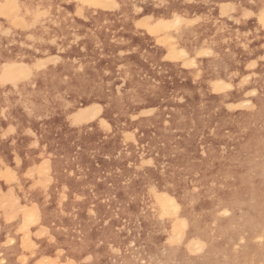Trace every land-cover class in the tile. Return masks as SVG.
<instances>
[{
    "label": "rangeland",
    "instance_id": "1",
    "mask_svg": "<svg viewBox=\"0 0 264 264\" xmlns=\"http://www.w3.org/2000/svg\"><path fill=\"white\" fill-rule=\"evenodd\" d=\"M2 1L0 0V9L2 7L1 10H4L0 11V32L10 30L11 34L0 35V79L5 81L0 83V103L5 99L1 98L6 91L13 89L15 84L12 83H20L27 75L23 78L24 74L18 73L17 76L12 67L13 79L12 82L9 81L12 75L5 77L4 61L10 58L20 59L22 45L31 42L28 38L31 35L27 32L26 37L20 39L18 49L13 48L12 38L19 35L14 22L18 19V12L15 13L14 10L6 16L11 6L9 10L6 9L9 4L1 3ZM30 4L49 6V15L41 17L37 23H33L36 9L27 8V21L35 31L42 30L44 22L52 25L58 19L57 21L67 24L68 30V34L58 32L59 36L68 35L73 42L80 40L84 34H88L89 38L93 37L89 46L82 48L80 45L74 50L78 51L77 55L82 51L93 53L88 56L91 60L87 67L93 69L89 72L97 80L89 89L98 88L96 84H99L104 98L114 99L116 109L122 107L126 114L114 115L115 120L112 121L111 117L99 113L95 115L94 108L98 106L88 107L86 114L92 115L86 116V119L85 115L78 114L74 109L67 113L70 106L67 104L75 92L81 91V87H70V79H66V73H60L61 77L54 84L43 87L48 92V98L32 96L36 108L29 107V118L22 119L23 122H32L28 127L25 125L19 131L15 130L4 136L3 133L13 126L8 125V111L7 119L0 117V137H3L0 139V161L3 162H0V175L9 168L17 178L8 181L6 176H0V259L5 264H35L40 259L47 260L50 264H69V261L72 264H83L89 256L92 259L88 264H257L264 261V126L260 125V122L264 125V109L262 120L257 115H248L252 99L258 96L253 91V95L241 93L251 79L250 68L246 69L248 63L243 62L241 68H236L239 76L233 74L236 69L229 65L224 73L231 85L226 90L198 95L200 103L207 100L215 102L210 109L204 110L205 114L212 112V115H203L202 111L198 115H192L183 90L194 85L191 84L192 81H186L191 80L186 75L196 73L197 66L176 67L174 75L171 74L170 63L158 55L157 47L151 43L147 26L137 27V7L127 13L132 15V20L128 22H134L130 29L133 41L126 44L113 38L107 39L111 44V51L104 56V40L98 42L97 37L117 25L110 17L121 21L122 15L119 12H114L109 7H88L82 0H32ZM78 6L79 15L76 13ZM171 32L175 33L176 30ZM18 40L15 39L17 42ZM54 40L56 38L52 35V41ZM260 48L259 56L253 60L263 66L264 50L260 54ZM224 52L229 55L228 49ZM54 57L44 60L42 54L38 53L31 57V63L54 60L39 68L43 70L59 60L57 55ZM100 58L105 62L100 63ZM76 59L73 54L70 66L77 72L81 63ZM197 59L199 63L202 60L209 61L212 56H199ZM217 68L218 66H213V72ZM127 76L142 85L141 89H136V93L147 101L146 110L151 109V113H142L140 106L135 108L140 105L137 102L132 106L135 109H131L127 102L121 103L115 97L124 89ZM243 78V85H240ZM75 80L77 84V77ZM36 87L32 82L27 84L28 91H34ZM236 93L241 96V101L246 98L250 101L244 103V107H240L236 114L245 119L246 125L251 129L245 132L244 138L235 141L236 145L224 147L216 144L218 148L210 152L205 143L206 138L218 137V133L213 134L216 126L225 125L234 116L229 115L227 106L223 107L226 103L217 101L233 99ZM5 109L7 108L0 107V111ZM19 109L22 111L18 115H26L21 106ZM176 113L199 125V128L193 143L181 144L183 147L175 145L171 152L166 147V142L163 144L158 141V136L172 124V117ZM43 120L45 122H41V127L44 129H39L37 124ZM71 121H74V125ZM99 122L108 126H99L102 125ZM37 127L39 130L35 131ZM29 131L31 135L27 134ZM222 133H225L224 129ZM127 134L132 135L135 143L131 139L123 140ZM167 134L170 138L171 133ZM253 136L249 154L241 158L245 141ZM32 143L37 147H32ZM13 157H18L19 164ZM148 159L152 160L151 165H147L150 164L146 163L150 161ZM217 160L224 162L223 167L227 171L217 166ZM45 161L51 166V175L48 174ZM41 162L45 163L44 169L40 168L43 172L46 170L45 175H40L42 171L39 173L40 170H37ZM27 170H31L28 171L29 174H33L24 177L25 174L28 176ZM43 178V184H40L39 180L42 181ZM152 186L176 190L183 208L192 217L186 235H195L200 241L195 240L199 245L190 240L183 242V227L178 223L174 225L173 217L159 216ZM59 194H62L61 198L65 197L64 200L58 201ZM2 200L6 201L3 203ZM81 201L85 203H80ZM43 206L45 210L42 209ZM21 208L27 212L33 208L39 209V215L41 213L43 216L41 221L25 222ZM221 210L223 214H220ZM44 212H49L46 213L49 219L47 221L44 219ZM22 223L24 226L21 228ZM19 227L26 230L20 231ZM178 227L176 237H170V233L173 236ZM172 228L174 231H171ZM23 232L27 234L28 239L25 240L27 243L29 240V245L23 242ZM9 241L14 243L9 244Z\"/></svg>",
    "mask_w": 264,
    "mask_h": 264
},
{
    "label": "bare ground",
    "instance_id": "2",
    "mask_svg": "<svg viewBox=\"0 0 264 264\" xmlns=\"http://www.w3.org/2000/svg\"><path fill=\"white\" fill-rule=\"evenodd\" d=\"M45 1L47 0H43V2ZM4 2H7L9 4V5L7 4L8 5L7 8L5 7L6 9L10 8L11 6L10 11H8L9 10L8 9L7 10L8 12L7 11H6L7 13L5 12L6 16H8L9 12H10L9 14H11V12H13L14 10H15L14 11L15 13L18 12V16L16 17L18 19L17 21H14V22L16 23L15 25H16V28L19 34L18 37H16V35L15 37L18 38L19 40L17 42L15 41L16 38L14 37L12 38V40H14L13 48H15L16 50L18 49L20 39H23L24 37H26L27 32H29L32 37V39H30L31 42L26 45H23V47L20 49L22 51L20 52L22 53L20 59L16 60L13 58L14 60H12V58H10L8 61H4L5 63H3L4 65L3 72L5 71L4 72L5 77L9 78L12 75L9 81L13 79L12 67H14V72L16 73L17 76H18V73H22L24 74L23 75V78H24V76L27 74L26 75L27 78L26 77L25 79L19 78V80L23 79L20 83L16 81L15 83H12V84H15L13 86V89L6 91L5 96L3 95L4 97L1 98V99L5 98L4 100L1 101L0 107L7 108V111L9 114L8 115V118H9L8 125L13 126L15 130L19 131L25 125L28 127L29 123L32 124L31 121L23 122L22 119L29 118V111H30L29 107L31 109L36 108V104H35L33 97L44 96L45 99L48 98V92L44 90L43 87L46 85L54 84L57 78L61 77L59 75L60 73H66V77H68L66 79H70V84H69L70 87H74V86L81 87V91L75 92L74 96L70 99L69 104H67V105H70L69 108H67V113L70 112L71 110L73 111L74 109L76 112H78V114L85 115L84 117L86 119V116H90L91 114V113H89V115L86 114L89 111L88 107L98 106L94 108V110L96 111L95 115L99 113V115H105V116L111 117L112 121L115 120L114 115L117 116V115L126 114V111L122 107H120L119 109L118 108L116 109L115 107L116 101L114 99L109 100V99L104 98V95L102 94L101 89H99L100 88L99 84H96V87L98 88L91 89L93 92L89 89L90 86H94L93 83L97 80L96 79L97 77L94 76L91 72H89V71H92L93 69L87 67V63L91 60V58L88 56L93 53L90 52V54H88V53H85L86 51H82L81 54L77 55L78 51H74V50L80 45L82 48H86L87 46H89L90 40L93 39V37L89 38L88 34L86 35L84 34L82 35L80 40L73 42L69 40L68 35L62 36V37L59 36L58 35L59 33L68 34V30H67V24L65 22L64 24L61 21H57L58 19L55 22H53L52 25L46 22H44V25L41 23L42 30L35 31L32 28V26L29 25L27 18H26L27 8H30V5H31L30 3L32 2V0H3L1 3H4ZM93 2L101 5L99 7H109L112 10H114V12H119L122 15V17L120 18L121 19L120 22H118V19L114 17H110V20H115L117 25L111 27L109 30L104 31L102 36L98 35L97 37V41L101 40L102 42L104 40V43H103V48L105 49V52L103 54L104 56L108 54V52L111 51V44L110 42H107V39L110 40L111 38H113V39H116L117 41L125 42L126 44L133 41L134 37L131 34L130 29H131V25L133 26L134 22L132 23L128 22L130 19L132 20V15H130L131 16L130 17L127 13L128 11H132L134 7H138L141 9V11L137 12L138 19H137L136 24H139L142 27L147 26V30L149 34L151 35L150 37L151 43H153L157 47L156 50L159 52L158 55L164 59L165 57H169L168 59H165V60H167V62L170 63V66H171L170 73L171 74L173 73L174 75L175 73L174 68L176 67L185 68L184 66L185 63L191 64L192 60H196L198 63L197 58L199 56L196 55L197 52L206 49V50H210L213 53L212 59H210L209 61H204V60H202L201 62L199 61L198 65L196 63L195 65L197 66L196 73L194 74L190 73L189 74L190 76L186 75V78L191 79V80H186V81H192L191 84H194V85L188 86L185 90H183L185 93L187 102H188V109L192 112V115H198L201 111L203 115H212V112H208V114H205L204 110L207 108L210 109V107L214 105L215 102L207 100L205 101V103H200L197 99L198 95L200 93H202L203 95H206L205 92L215 93L216 91H220L219 89L221 88L226 90L225 88H223V85L224 84L231 85L228 79L225 78L226 74L224 73L228 69L229 65H232L233 68L235 67L234 69L236 68L239 69L241 68V63L243 62L248 63V65L245 64V66L247 65L246 69L250 68L249 72L251 73V79L248 82L246 88L241 90V93L244 92V94L247 96V95H253L251 94V92L253 91L258 95L256 99H252L253 102L249 105L248 110L250 113H248V115L252 117L257 115L258 118H260L259 120H262L261 115H263L262 112L264 109V65L263 66L259 65L258 62H256L253 59L259 56L258 54L259 47H261L259 51L260 54L262 53V49L264 50V25H261L259 22V13L261 10H264V0H163L162 4H161V0H93ZM113 2L116 4H119L120 7L118 8L112 7ZM16 4L19 5L18 8L14 7V5ZM158 4H160L161 6L157 7ZM85 5L87 4L85 3ZM12 8L13 10L11 11ZM94 8H98V7H94ZM253 8L256 9L255 14L253 16L246 17L245 12L251 11ZM1 9L0 11L4 10V8L3 10ZM2 15H4V12ZM177 16H179L181 20L184 21V23H181L178 26V28H169L167 26V22L173 21ZM229 17H232V18L230 19ZM96 20L98 21V17L96 18ZM237 20H240V23H236ZM161 21H163L164 23H161ZM190 21H196V23H188ZM172 30H176V32L177 31L179 32L177 34L176 32L172 33L171 32ZM52 35L54 36V38H56V40H54L55 43L52 42ZM145 42L148 44L147 40ZM227 49H228L227 54L229 55L224 54L225 53L224 51H226ZM181 51H184L187 55L184 57H181L180 56ZM38 53L42 54L43 59L49 58V57L53 58L54 56L57 55L59 57L58 58L59 60L54 65H50L46 67L45 69L40 70L39 69L40 66H38L37 64L38 61H33L35 64L31 63L32 61L31 57L38 55ZM119 53L122 54V52L120 51ZM73 54L76 55V58H77L76 60L80 61L81 63L80 70H78L77 72L74 70V68H71L70 66V60L73 59ZM261 58L263 59V57ZM100 61H101L100 63L105 62V60L102 58H100ZM204 62H208V63H204ZM213 66H216V67L218 66L217 70L214 72H213L214 69H212ZM237 69L234 70L233 74H236L237 76H239ZM182 75L185 77L184 74ZM182 75L181 77L183 78ZM72 77L74 79H71ZM76 77L79 81L77 82V84L75 83ZM244 78H246V76ZM244 78L243 80H241L242 82L239 83L240 85H243ZM124 81L125 82H124L123 87L125 90L123 89L122 91H120L119 95L115 97L121 100V103L127 102V106L128 107L131 106V109H135L140 106L139 109L141 110L142 113L144 112L151 113V109L146 110L147 101L141 98L140 95L139 94L137 95L136 93L137 92L136 89L138 88L141 89L142 85H139L138 83L133 81L130 78V76H127L126 80ZM30 82H32L33 84L37 86L34 91H28L27 89V84ZM220 82H223V84H220ZM214 85L218 86L217 90H214ZM224 90H221V91H224ZM233 96H234L233 99H228V100L219 99V101H217V103H226V105H224L223 107L227 106V110L230 111L229 115H234V116H231L232 118L228 119L225 122V125L218 124L216 126V128L213 131V134L218 133L217 134L218 137L215 136L214 139L211 137L206 138L205 143L210 152H214V149L218 148L217 147L218 145L216 144H219V145L222 144L224 145V147L236 145L235 141L239 140L241 137L244 138L246 136L245 132L251 129V127H248L246 125L245 123L246 120L238 116V114H236V111L240 109V107L241 108L244 107L243 106L244 103L250 102L249 99L246 98L245 101H241L242 98L241 96H239V93H236ZM136 102L139 103L140 105L133 108L132 106ZM19 106L23 108L24 110L23 114H26V115H18L22 111L21 109H19ZM41 106L44 107L43 104ZM245 107H248V106L245 105ZM142 113L141 115H143ZM181 115L182 114L176 113L172 117V121H171L172 124L165 131H161L160 135L158 136V141L163 144L166 142L165 145L167 148L171 149V152H172V149H174L173 147L175 145L183 147L182 145H184L185 143L191 144L196 140V134H197L196 131L199 128V125H196L194 122L189 121L187 118ZM45 117L46 116H42V118H45ZM189 119H192V118H189ZM87 120H90V119H87ZM76 121L79 123V119H77ZM41 122H45V121L43 120V121L38 122L37 126L39 127V129L40 128L44 129L43 127H41L42 126ZM71 122L74 125L73 123L74 121H71ZM103 122L101 123L99 122V124H102ZM164 123L166 124V122ZM104 124L99 125V126H103ZM260 125L264 126L262 122H260ZM104 126L106 127L108 125L105 124ZM38 127L35 129V131L39 130ZM8 129L6 130L7 131L6 133H8ZM222 129L225 130V133H222ZM167 133H171L170 138H169V134ZM4 134L5 133H3V135ZM126 136H129V134L125 135V138H123V140L130 141L126 139ZM132 140L133 139H131V141ZM253 141H254V136L253 138L247 139L245 141V145H243L244 147H242L243 152L240 154L241 158L246 157V154H249V148L252 147ZM133 143H135L134 140H133ZM246 144H247V147H246ZM17 158L18 157L14 159L15 162L19 160ZM148 160L152 162L151 159H148ZM217 161H218L217 166L219 168L226 169L225 167H223L224 162L220 163L219 160ZM45 162L47 163L46 169L47 171L49 170L48 174L51 175L50 174L51 166L48 165L47 161ZM1 163L3 164V162ZM39 164L40 165H38L39 167L37 170H40V168H42L41 167L42 164L45 165L44 162H41ZM147 165H151V163ZM204 165H206V163ZM209 165L212 166L211 163H209ZM42 169L39 171V173L42 171L41 172L42 174L40 173V175H43V174L45 175L47 172L45 173L46 170H44L43 172ZM28 171L30 170H27L28 176H26L25 174L24 177H29V175L31 176L33 174L32 172H31L32 174L31 173L29 174ZM58 171L59 170H57L56 174L59 173ZM225 171H227V169ZM11 173L14 174V172L12 171L10 172L9 168H7L6 173L1 174V175L6 176V178H8L7 179L8 181L9 179L10 181L11 179H17L15 178V175H12ZM56 174H55V179L57 180ZM43 180L44 178L42 179V181L39 180V183L41 184L42 182L43 184ZM48 181H50V179H48ZM33 182L36 183L35 181H32V183ZM45 182L47 183V180ZM39 188L41 189L42 187H39ZM150 191H148V193ZM152 192L157 199L158 212L160 213L159 216L161 217L169 216L171 218L173 217L174 225L178 223V225H181V227H183V230H182L183 233L180 230L181 231L180 233H182L183 242L190 240L191 242L197 243L195 241L197 240L200 243L199 239L196 238L195 235H188V236L186 235L188 229L190 228L189 225H190L192 217L190 216L189 211L183 208L181 201L177 197L176 190H174V188H171V187L156 188L152 186ZM59 195H60L59 197L60 199L57 198L58 201L61 199L64 200L63 198L65 197L61 198L62 194H59ZM35 198L37 199V197ZM2 201H1V204H2ZM82 202L83 201H81L80 203ZM58 203L59 202H57V204ZM44 206L42 207L43 210H45ZM83 206H82V209H83ZM21 210L23 212L22 215H23V218L25 219L24 220L25 222L28 223L29 219L27 218L32 217L33 215L36 216L37 222L41 221L42 215L41 213L39 215V209L33 208L32 210L30 209V211L28 212L22 208ZM87 210L91 211L90 209H87ZM222 211L223 210L219 211L221 212L220 214L224 213V212L222 213ZM46 213L47 212H44V214L42 213L44 215L45 220L47 219L48 217L47 214L49 212L47 214ZM49 225L51 226V224ZM23 226L24 224L21 225L20 227L22 228ZM20 227L18 230L21 231ZM26 227L28 228L27 225ZM179 228L180 227H178L175 231L174 229L171 230V231H174L175 234H173L172 236V234L170 233V237L175 238L176 237L175 235L179 231L178 230ZM42 229L43 228L41 227L40 229L41 232H42ZM67 230H70V229H67ZM44 231L47 232L46 229ZM25 232L28 233V231H25ZM25 232H23L24 233L23 242L29 245L30 244L29 240H27L28 243L25 240V239H28L27 234ZM23 233H21V235ZM40 233H37V234L40 235ZM63 233H65V231ZM68 233L69 232H67V235ZM35 236H37L36 233H35ZM22 237L23 236H21V239H23ZM23 242L21 241L20 243L24 244ZM201 244L203 246L202 242ZM197 245L199 244L197 243ZM31 247H33V245ZM257 264H264V261H260Z\"/></svg>",
    "mask_w": 264,
    "mask_h": 264
},
{
    "label": "snow or ice",
    "instance_id": "3",
    "mask_svg": "<svg viewBox=\"0 0 264 264\" xmlns=\"http://www.w3.org/2000/svg\"><path fill=\"white\" fill-rule=\"evenodd\" d=\"M83 2L86 3L88 7H99V6H101L99 4L94 3L93 0H83ZM162 3H163V0H161V4ZM160 6H161L160 4L157 5V7H160ZM14 7L18 8L19 5L16 4V5H14ZM30 7H33V8L36 9V11L34 13L35 20L33 21V23H37V22L40 21L41 17H47L49 15V11H48V7L49 6L48 5H44V4H41V5H38V6L31 5ZM112 7L118 8V7H120V5L113 2ZM40 9H43V10L41 11ZM136 11L139 12V11H141V9L137 7L136 8ZM255 11H256L255 8H253L251 11H246L245 12V16L246 17L253 16L255 14ZM79 14H80V11H79V6H78L77 15H79ZM30 15H32V13H30ZM229 18L231 19L232 17H229ZM259 22H260L261 25H264V10H261L260 13H259ZM161 23H164V22L161 21ZM181 23H184V21H182L181 18L179 16H177L173 21L167 22V26L169 28H178V26ZM188 23H196V21H190ZM236 23H240V20H237ZM0 27H2V24H0ZM137 27H141V25L138 24ZM10 34H11V31L10 30L9 31H4V32H0V35L7 36V35H10ZM28 38L29 39H32L31 36H29ZM52 42L55 43V41H52ZM22 47H23V45H22ZM186 55L187 54L184 51H181L180 52V56L181 57H184ZM196 55L197 56H202V57L203 56H212L213 53L210 50H206L205 49V50H202V51L197 52ZM168 58L169 57H165V59H168ZM50 62H52V60H49V61H38L37 64H38V66L43 67L46 63H50ZM196 63H197L196 60H192L191 64L185 63L184 66L185 67H195ZM4 82L5 81L3 79H0V83H4ZM220 84H223V82H220ZM228 87H230V85H226V84L223 85V88H228ZM217 88H218V86L217 85H214V90H217ZM219 90H223V89L221 88ZM6 112H7V109H5L4 111H0V117H4L5 119H7ZM14 131H15V129H13L11 127L8 129V133H11V132H14ZM8 133H5V136H7ZM28 134L31 135L30 132ZM2 138L3 137H0V139H2ZM126 139H129L130 140V139H132V137L129 135V136L126 137ZM32 147H37V145L34 143L32 145ZM19 162L20 161L18 160L17 163H19ZM146 163H151V162L150 161H147ZM41 167L43 168L44 165H41ZM29 222L30 223H36L37 222L36 216L33 215L32 217H30L29 218ZM24 230L25 229H21V231H24ZM8 243L11 244V243H14V241H9ZM91 259H92L91 256L87 257L83 261V264H88V261H90ZM0 264H5V261L3 259H0ZM35 264H50V262L47 261V260H44V259H40V260H37L35 262ZM69 264H72V262L69 261Z\"/></svg>",
    "mask_w": 264,
    "mask_h": 264
}]
</instances>
